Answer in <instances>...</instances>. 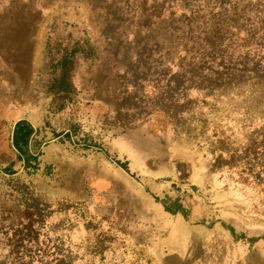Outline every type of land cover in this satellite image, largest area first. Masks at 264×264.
I'll return each mask as SVG.
<instances>
[{
  "label": "rangeland",
  "instance_id": "1",
  "mask_svg": "<svg viewBox=\"0 0 264 264\" xmlns=\"http://www.w3.org/2000/svg\"><path fill=\"white\" fill-rule=\"evenodd\" d=\"M262 33L264 0H0V264L171 255L156 249L151 189L106 147L139 127L181 151L182 185L264 229V77L238 72L264 57ZM229 66L222 89L179 96L193 71L225 81ZM22 115L39 131L29 168L12 141Z\"/></svg>",
  "mask_w": 264,
  "mask_h": 264
},
{
  "label": "crops",
  "instance_id": "2",
  "mask_svg": "<svg viewBox=\"0 0 264 264\" xmlns=\"http://www.w3.org/2000/svg\"><path fill=\"white\" fill-rule=\"evenodd\" d=\"M19 122H27L34 130L27 150L35 156L31 143L38 138V126L22 115L15 122L12 141ZM106 147L132 176L144 182L145 192L151 189L146 192V205L157 223L156 249L171 254L160 258L161 264H169L170 257L177 264H264V229L245 227L239 217L200 198L192 185L179 183L175 161L182 153L176 147L147 134L145 127L109 140ZM165 179L173 186L164 184Z\"/></svg>",
  "mask_w": 264,
  "mask_h": 264
},
{
  "label": "trees",
  "instance_id": "3",
  "mask_svg": "<svg viewBox=\"0 0 264 264\" xmlns=\"http://www.w3.org/2000/svg\"><path fill=\"white\" fill-rule=\"evenodd\" d=\"M260 48L264 47V33H262L261 38H260ZM195 68H199V66H196ZM232 67H226L225 69H227V73L225 74V76H227V79L224 81L223 80V76H218V79H216L215 82H211V81H200L198 79V77H196L195 71H193V77H191L190 80H186L184 78H182V81L178 82L177 86H179V96H181V99L185 98V91L192 89V88H197L199 90H203V91H209L210 93L215 92L216 90L222 89V85L223 82H229L231 80V77L234 76V72L233 73H228ZM238 72L242 74L241 77H243L244 75L247 74H251L254 77H264V57L261 58V60L257 63H255V65L253 66V68L250 69V67L248 66L247 63L242 65V69H238ZM185 75V74H183ZM68 76L69 73L68 71H65L63 73V76L60 80V89L58 92V96L60 97L61 94L64 95V97H61L62 100H69L70 99V93H71V85L68 81ZM209 82V83H207ZM232 82V81H231ZM236 82H240L236 79ZM64 103H61L60 105V109L64 107L63 105ZM34 133V130L32 128L31 125H29L27 122H19L17 123L16 127H15V134H14V139H13V143H14V147L15 149L20 152L21 154V161L22 158L25 161V165L26 168H29L31 166V162L32 161H36L38 159V156H40V154H38L37 156H33V155H29V152L27 150V147L30 146V142H31V138L32 135ZM33 142V141H32ZM26 149V150H25ZM124 165H122L123 167ZM125 168V167H123Z\"/></svg>",
  "mask_w": 264,
  "mask_h": 264
},
{
  "label": "water",
  "instance_id": "4",
  "mask_svg": "<svg viewBox=\"0 0 264 264\" xmlns=\"http://www.w3.org/2000/svg\"><path fill=\"white\" fill-rule=\"evenodd\" d=\"M177 171L179 173V182L185 183V181L188 180V173H187L186 165L184 163L178 164Z\"/></svg>",
  "mask_w": 264,
  "mask_h": 264
}]
</instances>
